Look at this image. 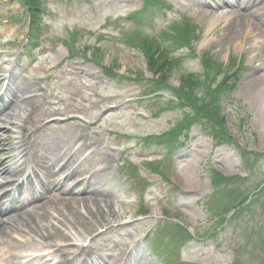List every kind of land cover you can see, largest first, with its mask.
<instances>
[{
    "label": "rangeland",
    "instance_id": "374dc122",
    "mask_svg": "<svg viewBox=\"0 0 264 264\" xmlns=\"http://www.w3.org/2000/svg\"><path fill=\"white\" fill-rule=\"evenodd\" d=\"M36 3L44 10L37 47L21 69L28 72L25 94L38 97L19 125L85 146L88 168L107 169L113 209L102 201L73 205L46 222V239L37 231L38 244L13 246L11 264L33 245L40 254L44 241L67 252L87 239L92 244L80 254L91 251L107 264L133 248L138 264H264V11L241 12L244 20L228 30L215 16L233 10L202 12L199 0ZM29 25L20 0H0L2 67L30 38ZM135 33L147 42L134 48ZM229 35L233 40L222 42ZM152 56L159 58L153 68ZM159 65L165 70L154 69ZM153 134L170 142L165 154L157 148L162 139L146 140ZM7 138L2 150L13 153ZM215 177L229 179V187ZM223 202L225 220L218 218ZM34 229L22 237L37 240Z\"/></svg>",
    "mask_w": 264,
    "mask_h": 264
},
{
    "label": "bare ground",
    "instance_id": "6f19581e",
    "mask_svg": "<svg viewBox=\"0 0 264 264\" xmlns=\"http://www.w3.org/2000/svg\"><path fill=\"white\" fill-rule=\"evenodd\" d=\"M231 1L235 2V0H231ZM246 2H247V5L239 6V5H230L231 2L226 1L225 2L226 5H229V7H227V8H231L232 10L235 9L237 11L233 10V11H229L226 14H220L218 16H215L214 22L219 23L222 21H226V23H228V27H227L228 30H231V28L233 26H235L239 20L240 21L244 20L245 16L241 14V11L249 12L250 15H254V13H256V15H257V13L259 11H261V12L264 11V8H262L261 5L259 7H256L255 9H250L252 1L247 0ZM198 7H200L201 10H203V8H209L211 11L220 8L218 4H216L214 2H210L208 0H199ZM204 10L202 12H204ZM256 15H254V16L256 17ZM260 15H264V14L261 13ZM258 22H262V21L259 19ZM252 28H255L254 25L249 26V31H247L248 35H249V33L251 34ZM232 40H233V37H231L229 35V36L224 37L222 42L226 41L229 43ZM234 40H235V38H234ZM0 73H1V70H0ZM26 87H28V84H25V85L21 84L20 89H21V92L23 95L20 97L16 95V97L14 98L12 91L9 90L5 96L0 98V124L4 123L8 127L11 126V128H15L16 130H17L18 125H19V120H22L24 122L23 125L27 124L28 119L30 118L32 111H28L26 109V107L31 108L32 106L37 104V103H34V101L36 100L37 97H31V96L29 97L30 94H25V92H27V91H25ZM30 89H33V87L31 86ZM22 113L24 115H21ZM15 125H16V127H15ZM2 130H3V128L0 127V131H2ZM5 132L6 133L10 132V129H6ZM7 135H8L7 137H10L9 134H7ZM15 137L19 138V139H21L23 137L28 138V136H26V134L24 132L16 133ZM29 140H32L31 136L29 137ZM60 144L52 145L51 147H52V149H59L60 151H62L68 145L67 143L65 145L64 144L60 145ZM64 153H66V151ZM49 155L54 156L53 154H49ZM44 156L50 160L49 157H47L46 155H44ZM63 157H60L57 154L55 156V158H52V160H57L56 168H58L60 171L61 170L66 171V169L69 168L63 162L65 160V157L64 158ZM8 160L12 161L13 163L11 164L8 162L6 164L7 166H3V164L0 165V176L6 175V174H9L12 176V175L16 174L18 169L22 166L21 159L18 156L16 157L13 155H9ZM1 162L5 163L6 160H2ZM66 172H69V170L67 169ZM67 174L68 175L63 180H57V178H55V177L52 178L53 180H50V179L44 180V179L40 178V190H41L42 194H43V192H46L48 189L49 190H61V192L66 194V197L61 198L60 196H56L53 199H51L50 202L46 203L44 205V207L46 206V208H49V207L53 206V211L49 212L45 216L31 219V218L35 217L37 214L36 213L35 214H28V215H27V213L18 214L19 222H17V223H20L21 226L16 224L14 226H7V227L0 228V245H4L9 251L18 242H22V241H26V240L27 241H38L39 240V237H38L39 233H37V231H39L40 233H43V235L47 233L49 236L50 233H48V231L50 230V227L46 224V222L49 220H56V218L59 216H62V214L65 211H68V209H72L73 205L76 206L75 204H81V203H83V204L88 203L89 204L90 203V205H92V206H95V205L97 206L102 201L101 203L106 205L107 209H109L110 211L113 209L110 201L107 200V198H109L112 194L111 193L108 194L109 197L105 196V198H101V197L99 198V194L94 193V192H96V190L90 184H87L86 186H84V188L82 190L81 194H84L86 196L81 200H79V198L76 199L74 197L75 196L74 190H76V188H75V186H73V187L69 186L67 184L68 180H66V179H67V177L71 176L72 174L74 176L78 175V172L76 169H72V171H70ZM1 178L2 177H0V179ZM3 186H4V184L0 183V188H2ZM110 192H112V190ZM39 193H40V191L35 189L34 192L29 193L32 196V198H30V197L29 198L33 199V198H37V196L40 198ZM104 193H107V192H103V194ZM67 195H69V197H67ZM5 199H6V196L5 195L2 196V200H5ZM58 203H63V204H65V206H55ZM10 206L13 208L15 206V204H10ZM2 207H3V205L0 203V213L3 211V210H1ZM86 207H88V206H86ZM18 209H21V207H18ZM97 210H99V209H97ZM30 227L35 228L33 234L37 233L35 236V238L37 240H35L33 237H26V236L22 237L21 233H25V231L29 230ZM43 235H41L42 239H46L45 238L46 236L44 235V237H43ZM44 242H45V245H47V241H44ZM34 248L36 249V246H34ZM134 252L135 251L133 250L130 253V254H132L131 258L126 259L127 263H129V262L136 263V259H134V257H136ZM62 256H66L65 253H63ZM26 257L27 258L32 257V255L26 256ZM100 260L101 261L98 262L97 264H105V260H102L101 258H100ZM126 262H124V264H126ZM16 264H19V261H16ZM21 264H23V263L21 262ZM25 264H27V263H25ZM58 264H61V262L59 261Z\"/></svg>",
    "mask_w": 264,
    "mask_h": 264
},
{
    "label": "trees",
    "instance_id": "16d2710c",
    "mask_svg": "<svg viewBox=\"0 0 264 264\" xmlns=\"http://www.w3.org/2000/svg\"><path fill=\"white\" fill-rule=\"evenodd\" d=\"M149 59V64H150V67L151 68H153L154 66H156V64H157V62H158V60H159V58H157L156 56H152V57H150V58H148ZM163 67V65H159V66H157L156 68H154V69H156V70H158V71H164L165 69L164 68H162ZM244 198H246L245 196H243V199Z\"/></svg>",
    "mask_w": 264,
    "mask_h": 264
}]
</instances>
